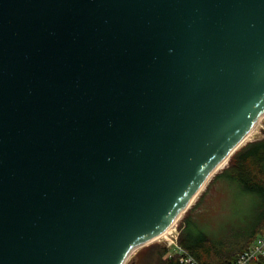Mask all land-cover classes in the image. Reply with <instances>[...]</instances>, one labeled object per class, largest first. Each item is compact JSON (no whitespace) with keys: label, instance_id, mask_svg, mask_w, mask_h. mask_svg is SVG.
<instances>
[{"label":"water","instance_id":"water-1","mask_svg":"<svg viewBox=\"0 0 264 264\" xmlns=\"http://www.w3.org/2000/svg\"><path fill=\"white\" fill-rule=\"evenodd\" d=\"M264 118V0H0V264H126Z\"/></svg>","mask_w":264,"mask_h":264},{"label":"trees","instance_id":"trees-1","mask_svg":"<svg viewBox=\"0 0 264 264\" xmlns=\"http://www.w3.org/2000/svg\"><path fill=\"white\" fill-rule=\"evenodd\" d=\"M219 177H225L228 183L260 200L258 220L250 236L236 240V245L231 249L224 248L222 243L201 230L192 218V212L199 207ZM180 230L178 245L185 251V255L193 257L199 264H234L238 256L264 233V138L247 143L231 156L228 167L211 180L202 197L185 214L180 223ZM143 262L144 264H183L178 255L168 256L166 249H161V252L157 253L153 246L149 247ZM255 264H264V258Z\"/></svg>","mask_w":264,"mask_h":264},{"label":"rangeland","instance_id":"rangeland-1","mask_svg":"<svg viewBox=\"0 0 264 264\" xmlns=\"http://www.w3.org/2000/svg\"><path fill=\"white\" fill-rule=\"evenodd\" d=\"M262 138H264V118L255 128L252 136L241 147ZM228 163L216 175L221 174L228 167ZM206 189L207 187L196 198L191 208L202 197ZM259 208V199L228 183L225 177H219L215 180L213 187L205 195L199 207L192 212V218L201 230L222 243L225 246L224 248L231 249L236 245V240H243L250 236L253 226L258 220ZM184 216L174 225L171 234L159 237L150 244L136 250L126 264H144L143 261L150 246L155 247L157 253L161 252V249H166L168 256H175V249L181 232L180 223Z\"/></svg>","mask_w":264,"mask_h":264},{"label":"built area","instance_id":"built-area-1","mask_svg":"<svg viewBox=\"0 0 264 264\" xmlns=\"http://www.w3.org/2000/svg\"><path fill=\"white\" fill-rule=\"evenodd\" d=\"M175 255L180 257L183 264H199L193 257L185 255V251L179 245L176 246ZM262 258H264V233L238 256L234 264H255Z\"/></svg>","mask_w":264,"mask_h":264},{"label":"bare ground","instance_id":"bare-ground-1","mask_svg":"<svg viewBox=\"0 0 264 264\" xmlns=\"http://www.w3.org/2000/svg\"><path fill=\"white\" fill-rule=\"evenodd\" d=\"M253 132H254V131H253ZM253 132H252V133H253ZM252 133L250 134V136H249L247 139H249V138L252 136ZM247 139H246V140H247ZM224 166H225V165H224ZM224 166H223V167H224ZM223 167H222V168H223ZM222 168H221V169H222ZM173 227H174V226H173ZM173 227L170 228V229H169L164 235H162L161 237H163V236H167V234H168V235L171 234V232H172V230H173ZM161 237H160V238H161Z\"/></svg>","mask_w":264,"mask_h":264}]
</instances>
